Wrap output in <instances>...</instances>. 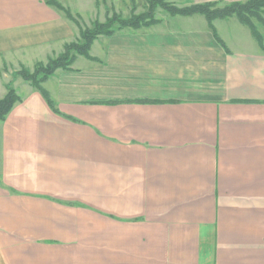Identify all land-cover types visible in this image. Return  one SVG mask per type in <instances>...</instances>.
<instances>
[{
  "label": "crops",
  "instance_id": "crops-1",
  "mask_svg": "<svg viewBox=\"0 0 264 264\" xmlns=\"http://www.w3.org/2000/svg\"><path fill=\"white\" fill-rule=\"evenodd\" d=\"M209 1L246 0H176ZM213 23L223 43L200 13L99 36L44 83L77 121L21 86L0 120V264H264V48ZM78 35L47 0H0V96L5 64Z\"/></svg>",
  "mask_w": 264,
  "mask_h": 264
},
{
  "label": "trees",
  "instance_id": "trees-1",
  "mask_svg": "<svg viewBox=\"0 0 264 264\" xmlns=\"http://www.w3.org/2000/svg\"><path fill=\"white\" fill-rule=\"evenodd\" d=\"M47 2L60 8L68 18L75 20L76 22H78V19H81L80 15L77 14L75 16L72 14L71 9L61 4L58 0H47ZM156 5L162 6L172 15L187 16L195 13L203 14L206 16L209 26L214 32V36L221 43L224 41L221 39L214 26V20L218 18L236 16L242 23L248 25L251 28L253 36L264 48L262 35L260 34L253 20L257 19L264 23V0L234 1L229 3L209 1L184 6H177L169 0H147V10L142 13H133L129 17H123L121 14L114 12L107 21H96L93 24V28H88L81 31L82 37L80 39L66 43L63 48V53L56 58H50L46 65L38 64V67L33 72L24 68V70H22V77L29 81L37 90L41 92L44 99L54 112L63 114L56 106L51 93L42 85V82L54 74L58 68L70 67L76 58V55L78 54L85 55L89 59L96 60V57H93L90 54V50L94 40L98 36L102 34L112 35L117 30L126 27H132L136 29L148 27L159 22L160 19L153 15ZM22 100V96L16 93L14 89L10 88L9 91H7V93L0 99V120H5L12 108ZM63 115L70 119L77 120L72 116L65 114Z\"/></svg>",
  "mask_w": 264,
  "mask_h": 264
},
{
  "label": "rangeland",
  "instance_id": "rangeland-1",
  "mask_svg": "<svg viewBox=\"0 0 264 264\" xmlns=\"http://www.w3.org/2000/svg\"><path fill=\"white\" fill-rule=\"evenodd\" d=\"M169 1L173 2L177 6H184V5L178 4L176 2V0H169ZM97 6L100 9L99 14L97 16H94V17L89 18V19H85V18L81 17V19H78V22H76L75 20H73L77 24V26L79 28V35L76 37V39H74V40H72L70 42H73L75 40L80 39L82 37L81 31L82 30H86L88 28H93V24L96 21H100V22L107 21L112 16V14L114 12H117L118 14H121L123 17H129L133 13L138 14V13H142V12L146 11L147 10V0H127L126 2H121L120 3V6H121L120 8H117L114 3H111L108 0H99L98 3H97ZM72 14L75 15L74 12H72ZM128 14H130V15L129 16H126ZM153 15L156 18H159L160 20L162 18L169 20V18H172L173 16H178V15H172V14H170L167 10H165L160 5H156L155 6V8H154V14ZM253 20L255 21V19H253ZM256 27H257V25H256ZM257 29H258V27H257ZM260 34H261V32H260ZM102 35H104V34H102ZM262 38H263V41H264L263 35H262ZM95 40H94V42H95ZM63 51H64V49L62 51H60V52H55L47 60H45V61H37L32 66H23V65H21V66H8L7 64H5L4 67L2 68V71H1V78L4 81V83H3L4 84V94L2 96H0V99L7 93V91H9L10 88L14 89L16 91V93H18L21 96V90H20L21 86H23L24 84H28V85L33 86L29 81L25 80L22 77V70H24V68H26L27 70H30L31 72H33L38 67L37 66L38 64H44V65H46L49 62V59L50 58H56V57H58L60 54L63 53ZM90 54H91V52H90ZM79 56L80 57H84L85 55L78 54V55H76V58L79 57ZM75 59L72 62V64L70 65V67H68V68H58V69H71L72 66H73V64H74V62H75ZM49 78H50V76L46 80H48ZM46 80L42 82V85L43 86H44V83L46 82ZM52 98H53V96H52ZM55 103H56V101H55ZM56 106L58 107V104L57 103H56ZM63 114H60V115H63ZM75 121H77V120H75Z\"/></svg>",
  "mask_w": 264,
  "mask_h": 264
}]
</instances>
